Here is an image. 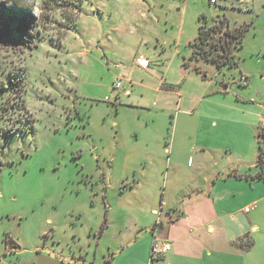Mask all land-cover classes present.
Listing matches in <instances>:
<instances>
[{"label": "rangeland", "instance_id": "1", "mask_svg": "<svg viewBox=\"0 0 264 264\" xmlns=\"http://www.w3.org/2000/svg\"><path fill=\"white\" fill-rule=\"evenodd\" d=\"M242 1L250 11L239 0H0L12 8H0V264H142L145 233L120 248L119 218L106 221L104 179H142L158 206L187 179H261L253 190L264 194L255 162L256 130H264V0ZM204 24L216 26L205 46L217 51L226 29L247 26L233 65L193 61L205 74L183 65ZM139 54L156 74L131 72ZM110 195L125 199L118 189ZM167 209L153 224L166 226ZM211 238L217 242V229ZM244 241L250 249L210 264H264V235L251 227Z\"/></svg>", "mask_w": 264, "mask_h": 264}, {"label": "crops", "instance_id": "2", "mask_svg": "<svg viewBox=\"0 0 264 264\" xmlns=\"http://www.w3.org/2000/svg\"><path fill=\"white\" fill-rule=\"evenodd\" d=\"M249 9L251 8L249 7ZM135 70L157 73L154 68H151L150 60L146 69L138 67L133 62L131 72ZM158 78L161 83L165 80L164 74ZM125 82L128 85L132 84V79L128 77ZM216 82L223 90L227 89V85H223V81L218 80ZM130 91V89L125 88L124 93L130 94ZM164 92L174 93V91L168 90V87L165 88ZM260 105L264 106V103ZM164 147L166 150L167 146ZM260 180L224 179L222 184L218 181L209 183L203 181L196 184L195 179H187L183 185L173 187L175 197L171 201L169 198L167 202L163 201L166 195L164 192L158 206L150 194L143 192L144 180L119 179L117 182L108 183L104 179L102 200L107 208L106 221L113 223L116 218H119L116 221L120 227L119 243L121 249L129 245L133 246L140 239L138 233L141 231L145 233L144 239L149 243V246L144 251L142 264L151 263L150 246L154 237L170 244V249L161 258L162 261L157 264H210L216 261L219 256H237L240 252L250 249L251 247H247L243 243H245V239L248 240L251 227L254 232L264 235V220L261 224L258 221L260 215L264 218V204L259 205L260 200L264 199V194L256 196L257 192L253 190L256 189L255 183ZM155 183L158 184L157 181H153L151 185L154 186ZM219 184L222 186L221 189H219ZM112 188L120 190V195H123L125 199H122L121 202L116 201L110 195ZM133 201H138V203H133ZM166 204L168 223L162 227V220L158 218V226L155 224L156 220L153 224L154 215L162 214ZM246 208H249L247 212L257 211L254 218L243 217L241 212L246 213ZM236 213L241 215L238 222H235L233 216ZM149 225H151L150 234L145 231ZM152 227H154V231ZM191 227L195 229V232L191 231ZM123 229L133 233V236L126 238L124 234L122 235ZM216 229L218 230V240L214 243V238H211V235ZM251 239L255 243L252 237ZM212 253L217 258L211 257Z\"/></svg>", "mask_w": 264, "mask_h": 264}, {"label": "trees", "instance_id": "3", "mask_svg": "<svg viewBox=\"0 0 264 264\" xmlns=\"http://www.w3.org/2000/svg\"><path fill=\"white\" fill-rule=\"evenodd\" d=\"M0 8L12 10V8L6 7V5L4 6L2 5V7L0 6ZM202 17L204 18V16ZM246 29H247V26L237 27L232 31L226 29L224 32L226 39L224 37L222 45L219 46L221 50L217 51L216 50L217 45L212 46V43H210L208 48L205 46V43L207 42L209 37L214 36V33L216 32V26L214 25L205 26V24L200 25L198 29V34L196 38L194 39L195 42L198 44V47L192 51V54L190 56V60H192V62H190L189 60H184L183 65L185 67H190L195 72L200 73V74H205L204 70L197 63H193V61H204L207 64L216 65V67L218 65H222V66L223 65H233L235 63L234 57H233V61L230 62L231 56L233 55L232 47H234L235 45H237L236 47L241 45V40L245 34ZM214 49L217 53L212 52V50ZM256 140H257V158L255 162H256V165L259 166L261 169V172L257 177L263 178L264 177L263 175L264 173V130L262 128H258L256 130ZM155 224L158 226L159 222H156ZM152 230L154 231V227H152ZM246 245L247 247H250L251 244L250 243L248 244V241H247Z\"/></svg>", "mask_w": 264, "mask_h": 264}, {"label": "built area", "instance_id": "4", "mask_svg": "<svg viewBox=\"0 0 264 264\" xmlns=\"http://www.w3.org/2000/svg\"><path fill=\"white\" fill-rule=\"evenodd\" d=\"M211 4L214 5H220L219 0H209ZM239 6L245 9L246 12H248L250 9L245 5V2L242 0H239ZM215 24V22H214ZM211 26V25H210ZM135 65L142 69H146L149 66V60L144 56V55H138L135 58ZM248 81V77L244 74H240L239 77L237 78V82L239 84H246ZM122 83V78L119 77L114 83H113V89L117 90L118 88L121 87ZM129 93V92H127ZM249 208H246L245 211L247 212ZM158 222V221H157ZM170 249V244L167 241H164L158 237H154V240L151 245V260L154 259H159L164 256V254Z\"/></svg>", "mask_w": 264, "mask_h": 264}]
</instances>
